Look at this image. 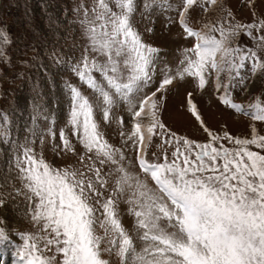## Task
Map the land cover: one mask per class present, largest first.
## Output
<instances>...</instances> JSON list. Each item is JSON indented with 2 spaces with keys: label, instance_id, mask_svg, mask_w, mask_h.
<instances>
[{
  "label": "snow or ice",
  "instance_id": "1",
  "mask_svg": "<svg viewBox=\"0 0 264 264\" xmlns=\"http://www.w3.org/2000/svg\"><path fill=\"white\" fill-rule=\"evenodd\" d=\"M72 13L68 24L78 25L86 41L79 58L49 54L94 95L64 79L60 143L56 113L42 101L38 79L29 77L32 110L23 135L14 129L13 111L0 109V143L8 146L6 159L0 148V256L11 248L13 264H264V135L254 124L251 138L210 130L191 92L187 104L207 142L178 135L161 119L167 94L191 82L200 90L212 84L223 105L264 121V90L245 103L233 97L254 78L264 81V9L250 23L225 0H144L142 9L138 0H79ZM137 14L178 23V36L185 43L192 38L191 46L179 45L170 59L167 49L145 42ZM53 24L59 21L49 14ZM242 33L252 47L240 44ZM13 39L0 27V59L9 64ZM31 60L19 63L44 67L39 56ZM121 107L127 132L123 116L114 115ZM113 119L134 155L106 137ZM46 137L60 165L45 158ZM124 215L133 218L131 226Z\"/></svg>",
  "mask_w": 264,
  "mask_h": 264
},
{
  "label": "rangeland",
  "instance_id": "2",
  "mask_svg": "<svg viewBox=\"0 0 264 264\" xmlns=\"http://www.w3.org/2000/svg\"><path fill=\"white\" fill-rule=\"evenodd\" d=\"M79 0H0V27H7L9 33L14 38L8 46L7 52L11 58V64L0 59V109H11L14 113V129L24 134V126L30 122L31 99L33 96L32 80L38 79L40 82V91L42 92V101H46L47 109L56 113V143H60L59 129L64 127L66 121L67 104L63 95L62 84L64 79H68L72 84L78 86L81 91L88 96H93L92 89L82 83L79 77L67 68H57L54 64L50 52L54 49L58 53L65 54V58L75 56L77 59L86 43L81 36L78 25H69L68 20L73 18L72 8L74 3ZM90 2V0H86ZM256 8H252L250 0H225L226 6L230 7L238 20L246 23L252 22V13L257 14L264 9V0H252ZM143 8L144 0H138ZM67 9V15L65 10ZM49 14H54L59 24L49 25ZM136 27L143 33L145 42H150L153 46L162 47L169 51V58L172 59L178 55L179 45L191 46L192 38H187V43L182 37L178 36L181 31L178 23L168 25L163 16L145 14L144 17L137 14ZM202 22V21H198ZM152 29L151 32L145 31ZM79 45L74 48L73 45ZM240 44L244 47H252L251 38L246 33L241 34ZM33 56H39L43 68L28 67L19 63L22 60H28L30 63ZM75 62V61H73ZM45 69L47 71H45ZM24 72L25 76L21 79L17 73ZM97 79H101L99 73H94ZM264 90V81L253 79L248 85V91L233 90L235 102L245 103L250 96L260 94ZM192 93L193 103L205 121V125L210 130L220 132L228 130L231 135L241 138H251L253 124L257 133L264 135V121H252L249 116L242 112L223 105L219 100V93L212 84L206 86L204 90L195 87L194 83L187 85H178L176 89L167 94L164 106L161 110V119L167 127L176 131L178 135L187 136L189 139H196L198 142H207V133L204 132L199 122L195 120L187 104V93ZM55 102V103H54ZM114 115L123 116V131H130L129 117L123 108L114 111ZM46 129L49 125L40 122ZM109 142L117 147H124L126 154L134 155L131 142L122 145L120 131L121 127L113 119L111 125L104 129ZM45 158L54 161L57 165L61 164L58 157H54L50 150V137H46ZM73 144H76L72 138ZM156 144L160 143L159 138L154 137ZM39 141H37V150H39ZM227 146V145H226ZM0 148L4 150L5 159L7 157L8 146L0 143ZM77 150L81 151L82 146L77 145ZM252 150H259L252 146ZM150 147L149 152L151 153ZM171 149L169 150V155ZM159 154V150H157ZM69 157L71 154L69 153ZM72 159H75L74 157ZM151 184V181H149ZM121 203V210L125 209ZM3 215V213H0ZM9 227H12L13 217L7 216ZM122 222L126 227L133 223V218L124 215ZM18 230H23L25 225L17 220L14 225ZM13 240L19 242L18 237L13 236ZM2 251V249H0ZM12 249L9 248L6 255L0 256V264H13Z\"/></svg>",
  "mask_w": 264,
  "mask_h": 264
}]
</instances>
